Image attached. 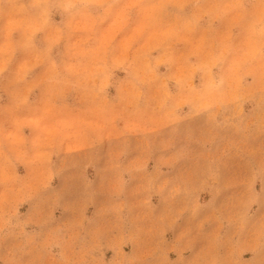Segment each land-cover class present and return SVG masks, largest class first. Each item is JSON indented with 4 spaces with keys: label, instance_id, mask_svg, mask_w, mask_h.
Here are the masks:
<instances>
[{
    "label": "rangeland",
    "instance_id": "374dc122",
    "mask_svg": "<svg viewBox=\"0 0 264 264\" xmlns=\"http://www.w3.org/2000/svg\"><path fill=\"white\" fill-rule=\"evenodd\" d=\"M0 264H264V0H0Z\"/></svg>",
    "mask_w": 264,
    "mask_h": 264
}]
</instances>
